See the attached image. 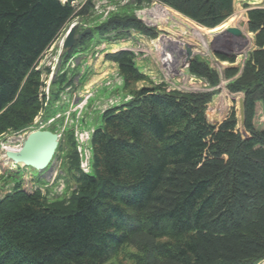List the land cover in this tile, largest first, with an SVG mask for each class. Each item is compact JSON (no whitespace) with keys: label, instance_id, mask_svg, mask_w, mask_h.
Here are the masks:
<instances>
[{"label":"trees","instance_id":"obj_1","mask_svg":"<svg viewBox=\"0 0 264 264\" xmlns=\"http://www.w3.org/2000/svg\"><path fill=\"white\" fill-rule=\"evenodd\" d=\"M72 1L0 0V134L28 126L41 110L38 62L68 22L93 7L90 0L76 12ZM159 1L215 27L234 0ZM249 17L258 48L230 86L245 91L246 135L235 111L209 123V92L141 87L104 113L93 135L94 171L78 178L75 197L49 203L18 189L0 198V264H107L121 253L135 264L264 259V117L256 113L264 110V7ZM110 28L151 33L135 15L101 26ZM75 47L63 52L64 61ZM108 58L127 81H150L131 51ZM192 70L213 84L219 79L199 60Z\"/></svg>","mask_w":264,"mask_h":264},{"label":"rangeland","instance_id":"obj_2","mask_svg":"<svg viewBox=\"0 0 264 264\" xmlns=\"http://www.w3.org/2000/svg\"><path fill=\"white\" fill-rule=\"evenodd\" d=\"M89 1L73 0L76 12ZM91 1L90 13L68 22L37 66L42 71L41 97L45 100L39 122L62 133L56 157L44 171L17 164L5 156L3 148L5 144L20 145L21 141L17 140L21 132L10 130L0 136V198L18 189L40 193L49 203L68 202L75 197L80 187L78 178L85 173L80 165L87 155L92 164L94 153L92 143L85 151V143L75 137V130L93 131L104 127L105 111L130 102L143 86L164 83L167 90L209 92L212 94L206 106L209 123L217 125L235 111L238 127L245 128V122L242 126L239 116V99L245 97V91L233 92L230 86L241 77L252 53L258 48L257 32L250 29L249 11L264 7V0H234L231 14L215 27L199 23L159 0L141 3L138 0ZM129 15L139 17L151 33L135 28L101 29L111 18ZM76 22L79 32L87 27L92 31L78 41L70 59L64 61L61 56L58 64L61 48L58 41ZM232 26L241 32L227 30ZM121 50L134 54L136 66L149 76L150 81L129 82L124 78L119 63L108 58ZM194 60L208 64L217 72L216 84L207 76L195 74L192 70ZM54 67L56 73L52 79ZM63 75L67 81L60 83ZM256 113L260 119L264 117L261 107ZM53 118L56 119L50 122ZM25 134L19 135L20 140ZM91 173L92 170L87 174ZM107 264L135 263L121 253ZM256 264H264V259Z\"/></svg>","mask_w":264,"mask_h":264},{"label":"water","instance_id":"obj_3","mask_svg":"<svg viewBox=\"0 0 264 264\" xmlns=\"http://www.w3.org/2000/svg\"><path fill=\"white\" fill-rule=\"evenodd\" d=\"M227 30L233 33H240L237 27H228ZM78 24H73L68 30L65 39L63 40V49H71L78 39L87 35L91 28H86L79 35L77 34ZM239 116L242 126L245 122V97L239 99ZM243 134L246 130L243 127ZM59 134L47 129H37L31 131L28 136L23 140L22 147L18 151L8 150L7 156L15 162L31 166L37 170L45 169L57 151L59 146Z\"/></svg>","mask_w":264,"mask_h":264},{"label":"bare ground","instance_id":"obj_4","mask_svg":"<svg viewBox=\"0 0 264 264\" xmlns=\"http://www.w3.org/2000/svg\"><path fill=\"white\" fill-rule=\"evenodd\" d=\"M64 38L65 37H62L59 41H58V47L60 48L61 47V44H62V42H63V40H64ZM24 136H26V134L24 135ZM23 135H22V138L24 137ZM5 147L3 148L5 151H7V150H13V151H18L19 150V148H20V145H17V146H9V145H4Z\"/></svg>","mask_w":264,"mask_h":264}]
</instances>
